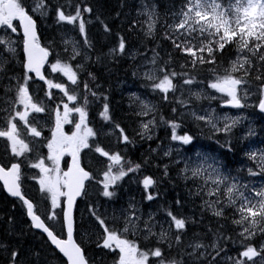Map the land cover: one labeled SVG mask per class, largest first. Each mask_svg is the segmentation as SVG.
<instances>
[{
	"label": "snow or ice",
	"instance_id": "1",
	"mask_svg": "<svg viewBox=\"0 0 264 264\" xmlns=\"http://www.w3.org/2000/svg\"><path fill=\"white\" fill-rule=\"evenodd\" d=\"M127 6L125 0L120 8ZM141 7L144 11L138 10V15L147 17V28L140 30L144 38L153 37L160 6L143 0ZM103 9V0H79L72 12L51 0H36L34 5L26 0H0V31L4 32L0 46L10 57L0 58V140L4 145L0 150V190L21 204L28 221L26 230H17L15 217L8 218L14 243L0 244L5 253L0 264H108V255L111 264H264V240L258 246L254 243L257 234L264 237V185L254 182L257 176L264 178V149L245 153L254 162L247 168V176L232 175L227 163L208 153L197 152L194 159L175 162L185 163L178 173L185 181H203L195 195L209 197L203 207L214 217L224 218L226 207L235 210L239 218L232 223L241 227L238 239L209 227L185 241L189 224H202L203 216L198 221L195 213L187 217L171 208L165 213L168 227L161 224L157 231L155 213L149 212L145 219L134 198H129L126 205L113 207L109 214L105 205L117 203V189L122 182L130 174L140 173L148 161L142 165L126 160V150L135 139L115 118L111 86L101 91L104 85L100 82L119 71L110 66L117 56L127 54L136 59L138 49L133 45L139 39V21L131 20L125 35L120 29L113 31L107 17L101 19ZM85 13H95L104 33L116 40L113 47L95 58L92 53L98 42L90 37L86 25L93 21L86 20ZM37 14L44 18L54 14L57 26L63 27L64 22L73 26L77 38L66 32L59 39L44 38ZM121 14L117 11L115 18ZM165 20L171 23L166 22L163 39L171 43L173 51L163 59L156 48L150 49L153 55L146 60L150 67L143 73L151 91L163 94L162 103L171 104L169 94L179 89L202 86L190 95L197 100L202 96L219 100L221 107L234 109L248 107L247 100L255 97V107L264 113V0H181L179 8L174 4L165 6ZM233 46L236 57L227 59L225 53ZM177 53L183 58L180 71L174 67ZM138 73L139 66L132 75ZM130 96L139 101L134 116L142 139L152 140L153 129L165 124L171 141L194 146L195 136L190 131L179 134L182 125L177 119L159 115L157 120V104L140 99L136 93ZM100 101L103 103L98 115L106 123L96 128L92 108ZM178 103L186 105L183 99ZM171 111L173 116L179 112L181 118L188 114L178 107ZM190 115L198 124L206 125L213 136L225 137L223 141L216 139L225 155L233 152L234 129L243 117L220 116L216 109H205L204 114L194 110ZM68 125L72 126L70 132L65 130ZM113 135L115 150L103 142ZM253 135L255 131L249 127L244 138ZM89 154L92 163L85 162ZM66 156L71 160H65ZM164 156L171 157L172 149ZM169 169L170 165L163 166V178L171 180ZM136 182L143 186L144 200L150 202L159 196L158 188L156 195L149 191L158 185L159 178L144 175ZM90 185L98 198H105L103 203L92 199ZM30 190L37 192L35 198L28 194ZM79 198H85L87 220L83 215L78 220L75 215ZM173 203L183 208L186 201L177 193ZM86 223L99 231H90ZM35 230H39L43 241L40 246L27 239V233ZM92 235L97 236L96 247L107 250V255L97 258L89 254ZM221 242L238 243L240 250L234 257L224 256L227 249L221 247ZM174 246L176 255H171ZM45 249L50 254L46 255Z\"/></svg>",
	"mask_w": 264,
	"mask_h": 264
},
{
	"label": "trees",
	"instance_id": "2",
	"mask_svg": "<svg viewBox=\"0 0 264 264\" xmlns=\"http://www.w3.org/2000/svg\"><path fill=\"white\" fill-rule=\"evenodd\" d=\"M26 2L29 5H34L36 0H26ZM78 2L79 0H51L52 4L62 3L65 5V7H68L69 5L75 6V4ZM90 2H92V0H90ZM142 2L143 0H127L128 6L124 7L121 10L120 6L121 4L125 3V0H103L104 16H102L101 19L107 17L110 21V26L112 27L113 31L120 29L122 33L127 35L129 22L131 20L139 21L140 27L138 28L136 33L139 39L134 41L133 45L138 49L136 59L133 61L127 54H125L123 57L117 56L116 63L111 64L110 66L113 68L118 67L119 71L114 72L111 78L102 80L100 82L104 85L101 91H105L111 86V104L115 112V118L122 122L123 126L127 128L128 134L135 139V144L129 145L126 150V160H131L133 163H141L142 165L144 164L145 160L148 161V164L143 167L140 173H137L135 175L130 174L122 182L121 187L117 189L118 200L115 205L118 204L117 206H119V203H122L124 198H134L135 200L139 201L145 209L154 211L157 217H160L161 220H167L165 213L169 208H171L174 213L187 217H191L193 213H195L196 219L198 221L201 219V216H203L202 224H197L196 226H192L191 224H189L185 241H187L188 238L193 235V233L203 234L209 227L217 230L218 234L222 232L224 236H232L233 239H238L237 234L241 231V227L232 223L233 219L239 218L238 214L235 213V210L233 208L226 207L224 218H217L213 216L210 210L204 208L203 203L205 200L209 199V197L204 194H202L200 197H197L195 195L197 188L202 185L203 181L192 179L185 181L182 178V175H178L180 169H183L185 167V163L181 162L177 165L175 162L181 160L180 158H176V160H173V155L171 157L164 156V146L176 145V148L183 149L185 152L182 153L186 155L184 160H186V158L188 157H192L194 159L197 152L215 155L218 159L227 163L228 169L231 170L232 175L239 174L242 176H247V168L252 167L254 162L249 161L245 153L249 150L264 149V114L259 113L255 106H248L244 108V110L249 114V118L247 121H241L240 125H238L236 129H234V136L232 137L234 150L232 153H227L225 155L224 150L220 147L219 144L216 143V139H220L221 141H223L225 137L213 136L206 125H204L203 123L198 124L190 115L192 109L198 108V106H202L203 103L218 105V100L212 101L205 98L197 100L195 97L190 95V92H192L191 90L197 87L195 86L191 89H179L175 93H170L169 100L171 101V104L162 103L163 94L153 93L151 91L150 85H148V82L143 79L141 73L146 60H150L153 55L150 49L156 48L163 59H167V53L173 51L171 43L163 39L164 32L166 31L165 24L166 22L171 23V20H165V6L174 4L176 8H179L181 0H147V3L149 5L154 2L155 4L160 6V18L155 35L153 37L147 38H144L143 31L140 30L141 28H147V17L144 15H138V10L140 12L144 11V9L141 7ZM117 11H121L122 13L120 18L118 19L115 18ZM84 15L85 19L87 16H89L91 18V21H93L92 23L87 24L86 27L88 29L90 37L95 38V40L98 42L97 50L92 53L93 58H95V56L100 52L106 53L110 47H113L116 44V40L113 36L106 35L104 33L103 25L99 22H96L95 13H85ZM42 21L44 22L45 27L48 26L47 30H42V32H44L42 34L44 38L53 36L57 37L59 35V33H57L59 27L57 26V21L55 20L54 15L46 18L47 22H45V18H43ZM141 41H143L142 44ZM101 45H103V47H101ZM225 57L227 59H235V46L226 51ZM176 58L178 63L174 65V67L176 71H180L179 63L183 62V58L178 53L176 54ZM137 66H139V73L134 77L132 75V71L135 70ZM82 78H86V75ZM199 79H202V77H200ZM177 83L180 82L178 81ZM132 93H136L140 97V99H142L143 95H146L151 99L152 103L159 106L160 111L157 114V120H159V115H163L165 119H177V122L181 123L182 125L181 129L178 130L179 134H183L184 131H190V133L195 136L194 146H183L180 144V142L171 141L170 130L167 129V125L165 124H160L157 128L153 129L152 140L139 138V136L137 135V132L139 131V121L135 119L134 116L135 112L139 110V101L131 98L130 94ZM179 99H183L184 101H186V105L181 106L178 103ZM102 103V101L96 102L95 104L97 106H94L93 104L92 113L96 118L99 117V107H102ZM172 107H178L180 112L188 114L183 118L180 117L179 112L175 116H173L171 111ZM249 121L251 123V126H249ZM100 126L101 123H97V128H99ZM249 127L254 129L255 135L244 138L245 133L247 132ZM105 131H108V129H105ZM105 145H108L112 147L113 150H115L116 140L114 138V135L109 139H105ZM151 149H155L156 151H151ZM165 164L170 165L169 170L172 177L171 180L163 178V166ZM241 169H243V171H239ZM144 175H152L154 178H159L158 185L149 190L154 195H156L158 188L159 196L155 200L150 202L143 199L146 193L143 190V186L136 182V180L142 179ZM258 179L260 182V179L264 178L259 176L255 177L254 181L256 184V180ZM246 182L247 181H245V183ZM189 190H191V194L189 193ZM89 191L90 193H93V200L98 199V202H104L103 197H97V195L95 194V190L91 185L89 186ZM204 191L206 193L207 189H205ZM177 193H180L182 198L186 201L183 208H178L173 203L176 199ZM13 205L14 201L10 197H8L2 190H0V244L6 245L9 243H14V240L10 235L12 226L8 223L9 217H15L17 221V230H19L20 227H24L25 230L27 229L28 221L26 217L24 216V214H22L21 211L16 208V206ZM78 210V220L82 215L85 217V220H87L88 208L86 206L85 198H83L81 206ZM222 225L224 226L223 228H221ZM85 227L89 228L90 231H99L95 228L94 225H89L86 223ZM260 237L261 236L257 234L254 241L256 245H258ZM27 239L30 244H36L37 246H40L43 243L40 234L36 231L34 233H27ZM96 239L97 236L92 235L93 242L91 244L95 243ZM210 239L211 236L208 237V240ZM21 240L23 241V238H21ZM208 240H205V242H208ZM221 247L226 248L227 251L224 253H230L231 257L236 256L237 252L240 250L238 243L233 244L229 242L228 244H224L223 242H221ZM93 250L92 248L88 247V252L90 255ZM95 251L101 252L103 253V255H107L105 249L97 248ZM176 251L177 250L174 246L171 255H176ZM45 254H50V250L45 249ZM4 255L5 253L3 251V248H0V257H3ZM97 258H99V256H97ZM177 259H179L178 256ZM107 260L108 264H111V255L107 256Z\"/></svg>",
	"mask_w": 264,
	"mask_h": 264
},
{
	"label": "rangeland",
	"instance_id": "3",
	"mask_svg": "<svg viewBox=\"0 0 264 264\" xmlns=\"http://www.w3.org/2000/svg\"><path fill=\"white\" fill-rule=\"evenodd\" d=\"M38 16H39V14H37ZM45 22H47L46 21V18H45ZM47 26V25H46ZM47 28H48V26H47ZM1 33L4 35V32L3 31H1ZM67 33V35L68 36H70V37H73V35H71V33L70 32H66ZM60 35H62V33H60ZM74 38V37H73ZM1 48H2V46H0ZM4 51H2V53H3ZM4 53H6V52H4ZM1 54V53H0ZM6 54H8V53H6ZM1 58V57H0ZM147 67H150V66H147ZM147 67L146 66H144L143 65V68H142V72L144 73V71L147 69ZM142 76H143V74H142ZM200 87L201 86H197V87H195V88H193V90H192V92H195V91H199L200 90ZM191 93V92H190ZM194 97V96H193ZM203 98H205L206 99V97L205 96H202V98L201 99H203ZM251 98V97H250ZM200 99V100H201ZM142 100H148V101H151V99L149 98V97H147L146 95H143L142 96ZM199 108H200V106H198ZM193 109V111L195 110L196 112H197V114H204V110L205 109H207V110H211V109H216L217 110V115H220V116H223L224 114H228V115H230V116H241V117H243L244 119H242L241 121H244L248 116L246 115V113H245V111H243L242 109H234V108H230V107H228V106H224V107H221V103H220V108L218 107H205V108H203V109ZM248 120V119H247ZM249 124H250V122H249ZM251 125V124H250ZM170 148L172 149V153H174L173 155H176L177 157H181V158H184V153H182V151H176V150H178V149H176L175 147H173V146H171L170 145ZM166 149H168V148H166ZM166 149H165V151H166ZM173 160H176V158H174ZM242 183H245V181H242ZM260 185H264V182H261L260 183ZM128 200H125V202L124 203H122L121 205H126V202H127ZM137 206L138 207H140V204L139 203H137ZM113 207H120V205L119 206H117V205H112L111 204V206L109 207V208H107L108 209V212H109V214H111V211H112V208ZM141 208V207H140ZM143 210V209H142ZM143 212H144V210H143ZM147 214H148V212L147 213H145V219H147ZM155 218L156 217H154V221H153V223H156L157 224V228H156V230L157 231H159V226L161 225V224H163V227L164 228H167V225L165 224V222H163V221H161V222H159L161 219L160 218H157L159 221H156L155 220ZM261 240H264V238L263 237H260V239H259V243L261 242ZM259 245V244H258ZM97 257V256H96Z\"/></svg>",
	"mask_w": 264,
	"mask_h": 264
},
{
	"label": "bare ground",
	"instance_id": "4",
	"mask_svg": "<svg viewBox=\"0 0 264 264\" xmlns=\"http://www.w3.org/2000/svg\"><path fill=\"white\" fill-rule=\"evenodd\" d=\"M207 103H208V102H207ZM200 107H201V106H200ZM171 146L175 147L176 145H171ZM167 147L170 148V145H169V146H167V145L164 146V152H165V149H166ZM169 148H168V149H169ZM175 148H176V147H175ZM168 149H166V151H167ZM176 149H178V150H176V151H179V152H180V151L185 152L183 149H180V148H176ZM173 154H174V153H172V155H173ZM173 156H174V155H173ZM174 158H175V157H174ZM174 158H173V159H174ZM171 161H172V160H171ZM199 185H201V184H199ZM125 200H128V198H124L122 203H124ZM118 203H119V202H118ZM122 203H119V205L121 206ZM117 205H118V204H117ZM144 213H147V212L144 210ZM148 213H149V212H148ZM155 217H156L155 220H156V221H159L157 218H160V217H157V215H155ZM263 238H264V237H263ZM258 244H259V241H258ZM257 246H258V245H257ZM105 251H106V253H107V250H105ZM97 256L101 257V256H104V255H103V253H101V252H97Z\"/></svg>",
	"mask_w": 264,
	"mask_h": 264
},
{
	"label": "flooded vegetation",
	"instance_id": "5",
	"mask_svg": "<svg viewBox=\"0 0 264 264\" xmlns=\"http://www.w3.org/2000/svg\"><path fill=\"white\" fill-rule=\"evenodd\" d=\"M0 50H2L1 47H0ZM0 53H1V54H0V57H1V58H3V59H10L9 54H6V53H4V52L2 53V51H0ZM8 66H9V65H5V67H8ZM71 128H72V127L65 126V130H66V131H69V132H70V131H71ZM46 134H47V133H46ZM3 146H4V145H3V142H2V140H0V150L3 149ZM68 158H69V156H66V157H65V160L68 161Z\"/></svg>",
	"mask_w": 264,
	"mask_h": 264
}]
</instances>
